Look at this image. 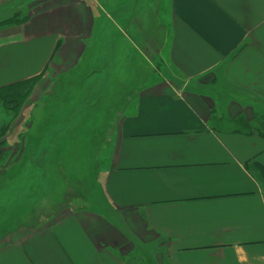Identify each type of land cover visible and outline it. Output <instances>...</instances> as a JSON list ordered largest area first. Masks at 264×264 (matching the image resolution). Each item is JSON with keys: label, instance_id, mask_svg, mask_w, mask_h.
Returning a JSON list of instances; mask_svg holds the SVG:
<instances>
[{"label": "crops", "instance_id": "obj_1", "mask_svg": "<svg viewBox=\"0 0 264 264\" xmlns=\"http://www.w3.org/2000/svg\"><path fill=\"white\" fill-rule=\"evenodd\" d=\"M105 3L120 19L115 1ZM83 5L0 0V20L38 9L0 29V89L79 66L93 35ZM132 9L117 35L139 38L143 60L147 50L166 54L154 67L166 75L109 110L103 214L65 207L0 244V264H140L143 251L154 264H264V0H139Z\"/></svg>", "mask_w": 264, "mask_h": 264}, {"label": "rangeland", "instance_id": "obj_2", "mask_svg": "<svg viewBox=\"0 0 264 264\" xmlns=\"http://www.w3.org/2000/svg\"><path fill=\"white\" fill-rule=\"evenodd\" d=\"M113 1L120 19L109 17L105 0H83V10L88 7L93 15V35L75 70L49 69L11 111L0 107V244L54 222L65 207L103 214L98 181L116 120L109 110L130 96L132 87L162 80L166 70L154 67L166 66L167 58L160 53L143 60L133 48L139 38L126 41L117 35L115 25L126 28L127 18L137 14L130 9L139 0H129L123 9L121 0ZM19 10L22 19L38 9ZM45 151L42 160L39 153ZM142 255L138 263L154 264L148 253Z\"/></svg>", "mask_w": 264, "mask_h": 264}, {"label": "trees", "instance_id": "obj_3", "mask_svg": "<svg viewBox=\"0 0 264 264\" xmlns=\"http://www.w3.org/2000/svg\"><path fill=\"white\" fill-rule=\"evenodd\" d=\"M19 15L20 14H18V12H16L8 18L0 20V29L4 28V27H8V26L20 25L27 20V18L19 19ZM138 42H140V39L138 40ZM138 42H137V44H140ZM145 53H146V56L150 59L152 56H154L150 52V50L145 51ZM39 78L40 77L29 79L27 81L19 82V83L1 88L0 89V107L4 111V113L9 112L14 107H16L18 101L28 94V92L31 89V87L33 86L34 82L36 80H38ZM2 126H3V121L0 122V128ZM7 167H5L3 169V174H6ZM260 170L264 176V170H262V169H260Z\"/></svg>", "mask_w": 264, "mask_h": 264}]
</instances>
